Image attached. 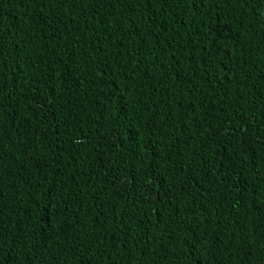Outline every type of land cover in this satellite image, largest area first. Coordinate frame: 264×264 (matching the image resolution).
<instances>
[{
	"label": "trees",
	"instance_id": "1",
	"mask_svg": "<svg viewBox=\"0 0 264 264\" xmlns=\"http://www.w3.org/2000/svg\"><path fill=\"white\" fill-rule=\"evenodd\" d=\"M0 264H264V0H0Z\"/></svg>",
	"mask_w": 264,
	"mask_h": 264
},
{
	"label": "bare ground",
	"instance_id": "2",
	"mask_svg": "<svg viewBox=\"0 0 264 264\" xmlns=\"http://www.w3.org/2000/svg\"><path fill=\"white\" fill-rule=\"evenodd\" d=\"M103 181V180H102ZM34 205V204H33Z\"/></svg>",
	"mask_w": 264,
	"mask_h": 264
}]
</instances>
